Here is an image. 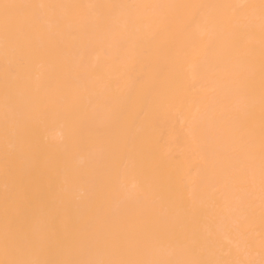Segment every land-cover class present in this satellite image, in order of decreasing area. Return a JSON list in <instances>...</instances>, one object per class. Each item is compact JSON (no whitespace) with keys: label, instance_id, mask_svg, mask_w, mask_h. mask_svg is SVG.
Masks as SVG:
<instances>
[{"label":"bare ground","instance_id":"1","mask_svg":"<svg viewBox=\"0 0 264 264\" xmlns=\"http://www.w3.org/2000/svg\"><path fill=\"white\" fill-rule=\"evenodd\" d=\"M0 264H264V0H0Z\"/></svg>","mask_w":264,"mask_h":264},{"label":"snow or ice","instance_id":"2","mask_svg":"<svg viewBox=\"0 0 264 264\" xmlns=\"http://www.w3.org/2000/svg\"><path fill=\"white\" fill-rule=\"evenodd\" d=\"M5 7H7V5Z\"/></svg>","mask_w":264,"mask_h":264}]
</instances>
